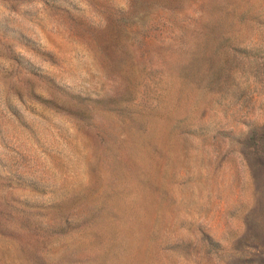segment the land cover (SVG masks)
Wrapping results in <instances>:
<instances>
[{
  "label": "rangeland",
  "instance_id": "rangeland-1",
  "mask_svg": "<svg viewBox=\"0 0 264 264\" xmlns=\"http://www.w3.org/2000/svg\"><path fill=\"white\" fill-rule=\"evenodd\" d=\"M0 264H264V0H0Z\"/></svg>",
  "mask_w": 264,
  "mask_h": 264
}]
</instances>
